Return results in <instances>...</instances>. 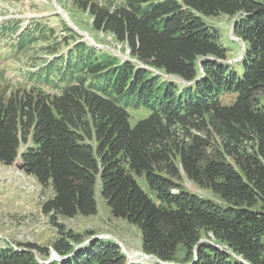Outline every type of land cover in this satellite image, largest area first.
I'll return each mask as SVG.
<instances>
[{
  "label": "trees",
  "instance_id": "16d2710c",
  "mask_svg": "<svg viewBox=\"0 0 264 264\" xmlns=\"http://www.w3.org/2000/svg\"><path fill=\"white\" fill-rule=\"evenodd\" d=\"M77 4L95 29L127 44L131 59L78 41L34 75L61 84L59 95L0 97V161L13 165L31 141L21 154L24 171L55 192L43 212L59 228L53 248L61 259L47 264H142L113 242L84 243L57 222L96 214L99 181L112 214L141 228L152 264H264V0H124L113 10ZM220 14L235 18L233 34L245 44L241 71L205 21ZM52 33L38 23L20 34L18 24L0 26L15 51ZM230 93L234 101L223 105ZM130 107L150 114L132 126ZM180 128L187 139L177 138ZM174 157L224 204L182 189ZM142 176L156 201L138 183ZM37 254L51 252L29 242L0 248V264H44Z\"/></svg>",
  "mask_w": 264,
  "mask_h": 264
},
{
  "label": "rangeland",
  "instance_id": "374dc122",
  "mask_svg": "<svg viewBox=\"0 0 264 264\" xmlns=\"http://www.w3.org/2000/svg\"><path fill=\"white\" fill-rule=\"evenodd\" d=\"M77 1L0 0V26L8 23L18 24V34H20L25 28L38 23L53 31L51 38H42L25 51H15L12 48L13 40L0 37V97L33 94V98L39 99L41 96L48 98L59 95L61 84L47 85L36 80L34 75L54 57L66 55L78 41H84L88 46L111 53L121 60L131 59L127 44L121 43L110 33L95 29L92 15L89 11L78 7ZM90 1L111 10L124 2V0ZM61 10L68 17H65ZM205 21L219 31L221 43L228 48V61L236 67V70L241 71L244 42L231 37L235 18L220 14L206 17ZM53 46L55 49H52ZM235 97L236 94H225L221 97V102L223 105H230ZM259 100L264 104V96H259ZM128 111L132 126L150 114L145 107L139 109L130 107ZM181 129L176 132L177 138L187 139L186 130ZM191 132L201 134L196 129H192ZM30 145H32L31 141L21 144L19 156L13 165H4L0 161V248L15 249L19 244L35 243L50 249L51 254L48 258L37 254L41 262H48L54 257L59 258L55 254L53 244L60 233L59 228L51 222L50 215L43 212V205L53 198L55 192L51 185H41L34 176L26 174L20 168L21 154ZM173 161L178 166L180 174V177L174 181L179 183L182 189L215 203L224 204L218 194L200 187L186 176L179 157H174ZM163 174L168 176L165 172ZM136 179L156 201V195L148 187L145 176ZM100 188L99 181L96 189V214L88 216L78 214L74 217L58 215L57 222L65 228V231L82 235L85 240L95 237L101 238L104 242L115 243L121 253L126 254L130 263H140L143 260L148 264L156 262L152 255L142 249L141 228L126 219L114 216L107 201L101 196ZM173 192L178 190L174 189Z\"/></svg>",
  "mask_w": 264,
  "mask_h": 264
},
{
  "label": "bare ground",
  "instance_id": "6f19581e",
  "mask_svg": "<svg viewBox=\"0 0 264 264\" xmlns=\"http://www.w3.org/2000/svg\"><path fill=\"white\" fill-rule=\"evenodd\" d=\"M63 13H64V16H65V17H68L67 14H66L65 12H63Z\"/></svg>",
  "mask_w": 264,
  "mask_h": 264
},
{
  "label": "water",
  "instance_id": "95a60500",
  "mask_svg": "<svg viewBox=\"0 0 264 264\" xmlns=\"http://www.w3.org/2000/svg\"><path fill=\"white\" fill-rule=\"evenodd\" d=\"M20 168L23 169L24 168L23 165H21Z\"/></svg>",
  "mask_w": 264,
  "mask_h": 264
}]
</instances>
